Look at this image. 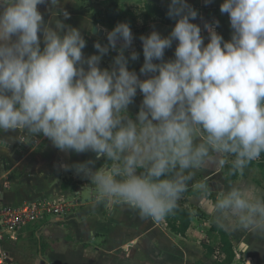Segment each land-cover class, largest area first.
I'll return each instance as SVG.
<instances>
[{"label": "clouds", "instance_id": "9594fccd", "mask_svg": "<svg viewBox=\"0 0 264 264\" xmlns=\"http://www.w3.org/2000/svg\"><path fill=\"white\" fill-rule=\"evenodd\" d=\"M220 12L231 37L216 31L218 20L205 21V43L193 22L198 11L169 0L174 27L140 36L138 74L128 64L139 53L125 55L134 39L129 23L106 30L107 43L97 39L96 53L85 56L87 42L65 23L62 0H0V134L25 131L64 153H94L61 167L87 178L99 197L164 219L197 172L230 165V174L242 175L264 153V0H222ZM110 50L118 54L101 67ZM99 160L106 165L97 167ZM196 187L217 220L264 240V192L255 184H232L214 199L206 182Z\"/></svg>", "mask_w": 264, "mask_h": 264}, {"label": "crops", "instance_id": "0c3cea01", "mask_svg": "<svg viewBox=\"0 0 264 264\" xmlns=\"http://www.w3.org/2000/svg\"><path fill=\"white\" fill-rule=\"evenodd\" d=\"M148 3L164 8L167 0H119V11L134 22L131 25L134 39L125 55L133 49L139 53V59L129 60L128 64L129 69L137 70L138 74L144 60L140 36L148 35L153 29L166 36L172 29L159 15L146 16ZM188 3L199 8V15L193 22L201 26L205 43L208 41L203 27L205 21L218 20L216 31L224 39H230L228 15L220 12L222 0H188ZM106 5L105 0H79V3L62 0V7L70 13L65 23L80 28L87 42L83 49L85 56L96 53L94 43L97 39L107 43L104 33L111 29L96 21L97 14ZM38 9L44 19L49 20L51 13L46 5H38ZM175 45L174 41L172 47L165 50L166 60L174 58ZM117 54L110 50L102 61L111 66ZM142 99L138 90L134 103L129 106L133 118ZM90 159H94V153H64L40 135L25 131L0 134V205L19 206L37 199H63L72 205L70 213L25 227L16 234L17 238L9 235L0 238V251L8 253L12 264H216L214 260H224L225 255L219 250L221 234L209 231L212 219L231 234L236 253L233 264H264V240H257L243 231H233L217 220L210 214L209 200L200 193L186 191L182 196L185 206L202 210L205 217L195 216L187 231L181 234L171 226L169 230L163 226V222L169 223L167 219L142 218L127 204L99 197L87 178L61 167ZM224 168L197 172L188 189H197V184L204 181L214 199L221 190L242 182L255 184L264 192V181H254L248 169L228 183ZM245 239L247 247L242 243Z\"/></svg>", "mask_w": 264, "mask_h": 264}, {"label": "trees", "instance_id": "16d2710c", "mask_svg": "<svg viewBox=\"0 0 264 264\" xmlns=\"http://www.w3.org/2000/svg\"><path fill=\"white\" fill-rule=\"evenodd\" d=\"M107 5L106 8H104L102 11H100L97 14L96 21L100 23L101 25L112 29L117 23L119 22H127L129 23L130 27L134 23L132 19L126 17V15L122 14L119 11V0H105ZM168 4L169 0H167V5L164 8L158 7L156 5L148 3L146 5L147 12L146 16L149 17L151 14H157L161 18L166 19V22L171 26L174 27L175 21L173 19H170L167 15L168 11ZM198 11V7L195 5H191ZM101 67H110L106 62L101 61ZM139 69V68H137ZM135 71V70H134ZM137 72V70H136ZM263 159H264V153H263ZM105 161H100L96 164L97 167L102 166ZM256 166L255 160L252 161L246 169H252ZM230 165H226L224 168V174L226 182L232 183L235 181L238 177V175H232L229 172ZM244 174V171H243ZM187 191L191 193H199L198 189H188ZM195 216H201L205 217V214L202 212V210L198 208H190L185 206L181 201L177 202V208L169 215L166 216V219L169 221V226L177 232L184 234L187 229L189 228L191 224V220ZM207 217V216H206ZM211 220V218H210ZM209 231H218L221 234V244L219 246V250L221 253L225 255L224 260H214L216 264H233V261L236 257V253L234 251V245L232 242L231 234L226 231L224 228H222L216 220H211V226ZM205 241V240H204ZM212 253H214L215 249L211 250Z\"/></svg>", "mask_w": 264, "mask_h": 264}, {"label": "built area", "instance_id": "2783aa9c", "mask_svg": "<svg viewBox=\"0 0 264 264\" xmlns=\"http://www.w3.org/2000/svg\"><path fill=\"white\" fill-rule=\"evenodd\" d=\"M72 205L63 199H37L19 206L0 205V238L16 234L25 227L70 213ZM0 264H12L7 252L0 251Z\"/></svg>", "mask_w": 264, "mask_h": 264}, {"label": "rangeland", "instance_id": "374dc122", "mask_svg": "<svg viewBox=\"0 0 264 264\" xmlns=\"http://www.w3.org/2000/svg\"><path fill=\"white\" fill-rule=\"evenodd\" d=\"M255 162H256V166L254 168H252V169H249L248 171L250 172V177L254 181L259 183V181H258L259 179L264 181V159H263V153H261L260 157L257 160H255ZM179 201H181L183 204L186 202L184 197H181ZM164 219L166 221V217ZM162 224H164L163 226L165 228H167V229L170 227L167 221L163 222Z\"/></svg>", "mask_w": 264, "mask_h": 264}]
</instances>
